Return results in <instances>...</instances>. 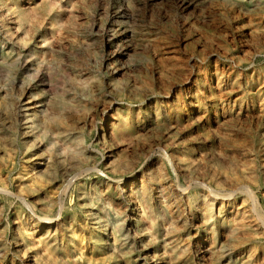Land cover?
Segmentation results:
<instances>
[{
    "label": "bare ground",
    "instance_id": "6f19581e",
    "mask_svg": "<svg viewBox=\"0 0 264 264\" xmlns=\"http://www.w3.org/2000/svg\"><path fill=\"white\" fill-rule=\"evenodd\" d=\"M0 78V264H264V0H0Z\"/></svg>",
    "mask_w": 264,
    "mask_h": 264
},
{
    "label": "rangeland",
    "instance_id": "374dc122",
    "mask_svg": "<svg viewBox=\"0 0 264 264\" xmlns=\"http://www.w3.org/2000/svg\"><path fill=\"white\" fill-rule=\"evenodd\" d=\"M94 5H91L89 8H85V9H80L79 5H78V9L76 11L77 16L80 18L79 21L85 25V20H91L94 17L96 18V14L93 12V8ZM168 9H166L167 11L165 13L170 14V17L173 19L176 17V12L174 10L173 6H166ZM165 13H164V9L161 10V12H155L154 17H153V23L156 24V27H165V21H163V19L165 18ZM148 15V14H147ZM73 41H75V43L77 42L79 45L81 43H84L86 45V47H82V51L78 54V55H68L66 54V56H62V57H57V62H59L62 65L63 70L65 68H67L68 66H71V64H78V65H86L89 63L90 59L92 58V51L93 50H99V41L98 39H94V38H90L88 35H85L83 37H73L72 39ZM69 48V46H66V49ZM48 75V74H47ZM0 85L1 86H6V87H11L10 83L8 81H6L5 79L0 78ZM45 88L49 89V84L45 86ZM15 92L18 95L19 91L18 89L15 88ZM68 98V97H67ZM69 100V98H68ZM27 159L23 158V156L20 154L19 157V163H22V161H25ZM30 163H27V165L25 167H22L21 169H26V167L29 166ZM31 175L28 174L27 177H29ZM67 201L71 204L74 205L75 204V197L74 194H70V197L67 198ZM22 220H24L25 217V213H22ZM12 218L9 219L11 227L14 228V225L11 222ZM24 233H26V238L28 240H30V243L33 245L32 247V251L34 252L33 255H42L44 253L43 250V246L41 245L40 242H38V238L37 235L32 234L30 232V227L29 226H24ZM25 259H23V261H25Z\"/></svg>",
    "mask_w": 264,
    "mask_h": 264
}]
</instances>
